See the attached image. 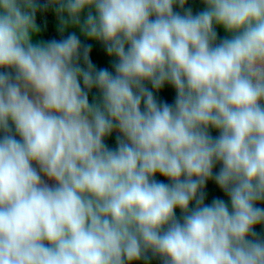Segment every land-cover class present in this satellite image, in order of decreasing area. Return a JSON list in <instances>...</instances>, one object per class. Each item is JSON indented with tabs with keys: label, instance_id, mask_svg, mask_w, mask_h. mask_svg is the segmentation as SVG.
<instances>
[{
	"label": "clouds",
	"instance_id": "clouds-1",
	"mask_svg": "<svg viewBox=\"0 0 264 264\" xmlns=\"http://www.w3.org/2000/svg\"><path fill=\"white\" fill-rule=\"evenodd\" d=\"M187 3L0 0V264H264V0Z\"/></svg>",
	"mask_w": 264,
	"mask_h": 264
},
{
	"label": "trees",
	"instance_id": "trees-1",
	"mask_svg": "<svg viewBox=\"0 0 264 264\" xmlns=\"http://www.w3.org/2000/svg\"><path fill=\"white\" fill-rule=\"evenodd\" d=\"M43 3V2H41ZM186 8H190L193 13L198 12L203 8V4L201 3V0H188V3L185 5ZM35 23L37 24V27L40 31V34L42 35L44 41L50 40V39H59L61 38V33L57 30V24L55 23L54 19V11L51 6L41 8L38 7L36 10V16H35ZM217 41L224 38L225 33L217 28ZM68 32L63 33V35H67ZM79 36V33H76ZM80 39L83 43H87L91 45L90 51H89V59L93 63V65L97 68H104L109 71H112V61L105 53L103 46L99 42H94L90 40H86L83 36H80ZM95 95V90H93L92 93L89 94V100L91 101ZM174 90L168 86L165 85L160 89V91L156 94V98L160 101H164L167 103H172L174 101ZM211 135L215 136L217 133L214 130H210ZM116 136L117 134L115 131L106 138L105 143L108 147L114 148L116 144ZM219 168V165H215L213 168V172L215 173ZM157 180H160L162 182H166L163 177L157 176ZM205 203L210 202L213 198H219V199H227L226 195L219 190V188L215 185L213 180H209L206 182L205 185ZM260 207H264V202H260L258 204ZM177 217H179V210H177ZM255 232H257L261 238H264V226H257L254 229ZM140 264H161L160 260L158 258H150L147 262L141 261Z\"/></svg>",
	"mask_w": 264,
	"mask_h": 264
},
{
	"label": "rangeland",
	"instance_id": "rangeland-1",
	"mask_svg": "<svg viewBox=\"0 0 264 264\" xmlns=\"http://www.w3.org/2000/svg\"><path fill=\"white\" fill-rule=\"evenodd\" d=\"M41 2H43V0H41ZM54 11V9H53ZM54 19H55V23L58 25L59 24V18L58 16L56 15L55 11H54ZM68 31H76L75 29H69ZM77 33H79L77 31ZM38 41H44L42 35L40 34V31H38V34L33 38V42H38ZM116 134H118L117 132H115Z\"/></svg>",
	"mask_w": 264,
	"mask_h": 264
}]
</instances>
